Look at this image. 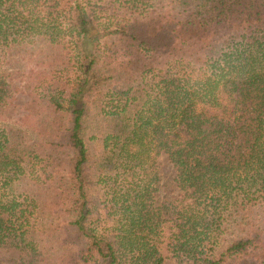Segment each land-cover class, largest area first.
I'll use <instances>...</instances> for the list:
<instances>
[{
    "label": "trees",
    "instance_id": "1",
    "mask_svg": "<svg viewBox=\"0 0 264 264\" xmlns=\"http://www.w3.org/2000/svg\"><path fill=\"white\" fill-rule=\"evenodd\" d=\"M0 248L264 264V0H0Z\"/></svg>",
    "mask_w": 264,
    "mask_h": 264
},
{
    "label": "rangeland",
    "instance_id": "2",
    "mask_svg": "<svg viewBox=\"0 0 264 264\" xmlns=\"http://www.w3.org/2000/svg\"><path fill=\"white\" fill-rule=\"evenodd\" d=\"M146 53L138 48L126 47L124 45H117L110 53L112 59L121 61L129 58L144 57ZM18 91L16 94V101L14 111L12 112L11 123L20 127L33 129L32 125L26 120L28 115V104L30 103L29 95L24 88V83L15 81ZM21 119L23 121H21ZM158 173L161 180V195H169L175 193L176 186L174 179L176 171L166 155H161L157 160ZM20 252L14 249L0 248V264H15L20 259Z\"/></svg>",
    "mask_w": 264,
    "mask_h": 264
}]
</instances>
